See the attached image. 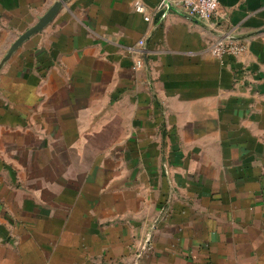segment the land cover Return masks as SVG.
<instances>
[{
  "label": "crops",
  "instance_id": "1",
  "mask_svg": "<svg viewBox=\"0 0 264 264\" xmlns=\"http://www.w3.org/2000/svg\"><path fill=\"white\" fill-rule=\"evenodd\" d=\"M57 1L0 0V264H264V0H68L11 52Z\"/></svg>",
  "mask_w": 264,
  "mask_h": 264
},
{
  "label": "built area",
  "instance_id": "2",
  "mask_svg": "<svg viewBox=\"0 0 264 264\" xmlns=\"http://www.w3.org/2000/svg\"><path fill=\"white\" fill-rule=\"evenodd\" d=\"M174 6L182 8L189 16L201 21H210L214 18H224V13L221 10L220 0H159L156 9L162 10L166 7ZM135 8L138 12L144 14L146 20H151V15L147 12L146 6L141 2L135 3ZM138 44L145 45V40L140 39ZM246 40L231 39L220 37L214 40L210 46L211 54L219 59L228 56L238 57L248 49ZM145 53L137 60V66L142 67L145 64Z\"/></svg>",
  "mask_w": 264,
  "mask_h": 264
},
{
  "label": "water",
  "instance_id": "3",
  "mask_svg": "<svg viewBox=\"0 0 264 264\" xmlns=\"http://www.w3.org/2000/svg\"><path fill=\"white\" fill-rule=\"evenodd\" d=\"M68 0H58L54 6L49 10V12L41 18V20L32 28H30L28 31H26L24 34L20 36V38L17 40V42L13 45L12 50H15L27 37L31 36L33 33L41 30L45 25H47L53 17L58 13V11L63 6L64 2ZM10 52V53H11Z\"/></svg>",
  "mask_w": 264,
  "mask_h": 264
}]
</instances>
